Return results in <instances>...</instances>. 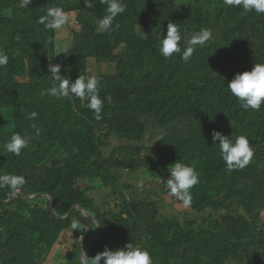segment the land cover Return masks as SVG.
<instances>
[{"label":"trees","instance_id":"16d2710c","mask_svg":"<svg viewBox=\"0 0 264 264\" xmlns=\"http://www.w3.org/2000/svg\"><path fill=\"white\" fill-rule=\"evenodd\" d=\"M124 3L113 21L119 28L107 32L98 27L106 15L101 0L92 8L84 0H32L27 8L0 0V51L8 56L0 67V175L24 176L20 191L47 194L54 206L53 212L46 195L28 200L20 192L6 203L13 191L0 188V264H48L66 232L76 243L56 264H79L84 248L94 257L129 242L148 249L153 264H264V104L246 111L226 88L235 74L264 63V15L242 14L223 0ZM57 6L76 14L77 24L71 48L58 56L56 31L38 23ZM169 22L179 27L181 51L202 28L213 39L187 63L181 53L166 60L157 38ZM90 62L115 67L95 75L104 100L99 121L86 100L41 94L54 83L50 64H60V74L74 82L89 76ZM213 130L233 140L245 135L252 163L227 170ZM13 133L28 141L19 156L5 148ZM179 160L200 174L188 209L206 215L204 224L186 227L160 205L170 196L169 166ZM142 169L166 177L161 198L125 192ZM97 189L100 203L90 195ZM78 205L101 230L78 207L70 213ZM74 220L81 230L72 229Z\"/></svg>","mask_w":264,"mask_h":264},{"label":"clouds","instance_id":"9594fccd","mask_svg":"<svg viewBox=\"0 0 264 264\" xmlns=\"http://www.w3.org/2000/svg\"><path fill=\"white\" fill-rule=\"evenodd\" d=\"M106 5V15L98 22L101 31L111 32L119 28V24L113 25L115 18L124 13L127 5L124 0H101ZM32 0H20L19 6L27 8ZM223 4L229 8H239L242 14L255 13L257 16L264 15V0H223ZM93 0H84L85 8H92ZM69 22V15L62 7H52L47 9L44 16L39 17L38 23L43 24L45 29L59 31ZM157 48L159 54L164 59H170L176 53H181V59L187 63L191 60L197 46H203L213 39V32L210 28H202L194 33L187 41V46L181 51V41L183 39L179 27L174 22L167 24L166 34L158 36ZM8 56L0 51V67L7 65ZM49 72L54 83L42 92V95H49L56 99L78 98L87 101V108L92 111L96 120L103 118L104 100L100 97L101 81L95 75L80 76L71 82L66 76H62L61 65H49ZM228 91L235 97L239 106L244 110L260 111L264 104V63H255L250 71L235 74L234 78L227 84ZM111 102V97H107ZM36 113H32L34 119ZM39 133V129H37ZM213 145H218L219 155L225 163L226 169L242 170L249 166L253 160V147L245 135H238L235 139L225 136L220 131L213 130L211 133ZM218 141V143H217ZM27 138L19 133H13L5 144L7 152L16 156L21 154L22 149L27 147ZM170 177L166 186L168 195L176 197L185 208L191 207V189L199 184L200 174L197 170L180 160L169 166ZM26 183L22 175L3 174L0 175V188H9L12 191H19ZM74 230H81L78 221H73L71 225ZM85 226L83 230H87ZM79 264H153L151 253L148 249L133 242L127 243L122 248L109 249L105 246L104 251L97 253L94 257H89L81 252Z\"/></svg>","mask_w":264,"mask_h":264},{"label":"rangeland","instance_id":"374dc122","mask_svg":"<svg viewBox=\"0 0 264 264\" xmlns=\"http://www.w3.org/2000/svg\"><path fill=\"white\" fill-rule=\"evenodd\" d=\"M69 22L64 26L63 29L56 31V55L67 52L73 41V31L77 28L75 21L76 14L69 13ZM89 76L91 75H101V74H113L115 73V67L109 64L97 65L93 62L89 64ZM20 81H25L21 79ZM136 182L134 184L124 187L125 192L133 196L136 199L139 198H150L154 197L155 199L160 197V184L166 179L165 176H152L147 170L142 169L136 173ZM102 190L97 189L90 193L91 196H94L98 202L102 201ZM161 207L163 208L164 213L169 217L178 218L182 224L188 227V223L193 220H197L200 224H204L207 217L206 215L195 216L190 209L185 208L182 203L177 200L174 201L170 196H165L163 201L160 202ZM113 206V205H112ZM264 217V215H263ZM198 224V225H200ZM76 243V239L71 233H63L60 239L59 245L53 251V254L50 256L48 264H56L62 262L65 259L66 253L71 249V247Z\"/></svg>","mask_w":264,"mask_h":264},{"label":"water","instance_id":"95a60500","mask_svg":"<svg viewBox=\"0 0 264 264\" xmlns=\"http://www.w3.org/2000/svg\"><path fill=\"white\" fill-rule=\"evenodd\" d=\"M23 193L24 194V196L26 197V199H28V200H34V199H36V198H38V197H40V196H42V195H44V194H38V195H34V196H28L27 194H25L24 192H22V191H13V193L11 194V197H10V199H9V201L8 202H6V203H10L12 200H13V198H14V196L16 195V193ZM46 196H48L47 194H45ZM44 195V196H45ZM49 197V199H50V202H51V208H52V211H53V209H54V206L52 205L53 204V199H52V197L51 196H48ZM76 207H78L79 209H80V211L82 212V214L85 216V217H88V218H91L92 220H94L95 222H97L98 223V226H99V229L101 230V225H100V223L96 220V218H94L93 216H90V215H87L86 213H84V211L82 210V208H81V206H74L72 209H71V211H70V213L76 208ZM54 212V211H53ZM70 213L67 215V217L70 215ZM100 235H101V231H100V234H99V236L96 238V240H95V242L98 240V238L100 237ZM94 242V243H95ZM93 243V244H94ZM84 251H85V248L83 249V253H84Z\"/></svg>","mask_w":264,"mask_h":264}]
</instances>
